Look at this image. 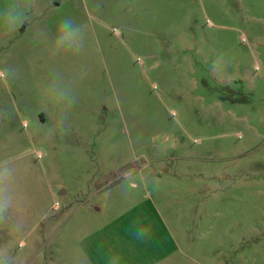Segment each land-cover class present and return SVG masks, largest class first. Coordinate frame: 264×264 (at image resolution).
Returning <instances> with one entry per match:
<instances>
[{
    "label": "rangeland",
    "instance_id": "obj_1",
    "mask_svg": "<svg viewBox=\"0 0 264 264\" xmlns=\"http://www.w3.org/2000/svg\"><path fill=\"white\" fill-rule=\"evenodd\" d=\"M8 4L0 264H264V0Z\"/></svg>",
    "mask_w": 264,
    "mask_h": 264
},
{
    "label": "clouds",
    "instance_id": "obj_2",
    "mask_svg": "<svg viewBox=\"0 0 264 264\" xmlns=\"http://www.w3.org/2000/svg\"><path fill=\"white\" fill-rule=\"evenodd\" d=\"M25 23L26 18L23 12L15 4H8L3 10H0V27L6 32H14ZM70 25H74L77 29L83 27L71 18H65L57 28V38L61 29H65ZM14 195L15 178L11 174L6 175L4 171L0 170V219H3L4 214L12 206Z\"/></svg>",
    "mask_w": 264,
    "mask_h": 264
}]
</instances>
